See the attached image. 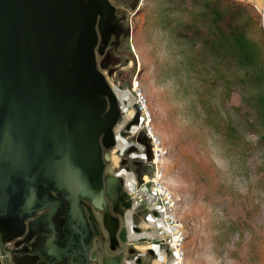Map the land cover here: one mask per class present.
Instances as JSON below:
<instances>
[{
	"label": "rangeland",
	"instance_id": "1",
	"mask_svg": "<svg viewBox=\"0 0 264 264\" xmlns=\"http://www.w3.org/2000/svg\"><path fill=\"white\" fill-rule=\"evenodd\" d=\"M262 8L263 0H141L138 8H128V31L112 50L110 63L99 68L123 113L108 170L123 179L126 190L132 188L131 181L144 183L152 174L146 164L150 141L145 118L136 103L141 91L151 115L149 125L164 148L158 164L164 183L178 200L176 216L186 235L187 264H264V129L253 107V97L264 94V79L254 76L264 74ZM207 10L228 12L223 22L230 27L249 16L259 22H251L247 31L260 55L256 72L202 43L207 37L202 14ZM133 210L126 216L127 244L112 251L105 238L96 240L94 264L126 253L130 246L134 254H127V260L146 245L150 248L139 260L155 255L151 248L168 250L157 244L156 222L147 217L155 213L145 204ZM150 223L152 233L149 227V233L130 240L132 230L137 233ZM166 260L175 264L170 251Z\"/></svg>",
	"mask_w": 264,
	"mask_h": 264
},
{
	"label": "water",
	"instance_id": "2",
	"mask_svg": "<svg viewBox=\"0 0 264 264\" xmlns=\"http://www.w3.org/2000/svg\"><path fill=\"white\" fill-rule=\"evenodd\" d=\"M112 16L107 0H0V210L9 193L7 220L25 187L36 199L42 183L97 204L123 115L95 51L107 45ZM75 248V264L92 263L89 248Z\"/></svg>",
	"mask_w": 264,
	"mask_h": 264
},
{
	"label": "flooded vegetation",
	"instance_id": "3",
	"mask_svg": "<svg viewBox=\"0 0 264 264\" xmlns=\"http://www.w3.org/2000/svg\"><path fill=\"white\" fill-rule=\"evenodd\" d=\"M107 1L113 7L111 21L114 27L101 53L97 51L98 46L95 49L96 57L97 54L101 56V62L97 61L98 68L110 63L112 50L121 36L128 31L124 27L128 8H138L141 0ZM115 146L116 144L107 151L108 160H105L103 175L118 179L106 180L103 176L97 204L89 197L71 198L66 192L57 193L51 186L42 183L36 199L27 196L29 191L30 195L34 192L31 187H25L26 192L20 196L19 201L17 200L13 213L15 218L11 221L7 220L10 194H1L4 197L0 210V264H75L74 254L78 251L76 245L80 250L82 247L89 248L88 256L93 263L98 259L97 251L93 249L96 240L103 241L105 238L110 250L112 240L118 243L115 250L120 244H127L126 216L132 209V200L124 187L123 179L108 170L111 166V151ZM146 164L149 165L148 161ZM129 199L131 206L127 207ZM55 205L57 207L54 209ZM106 220L114 229L112 236L104 225ZM126 249V253L113 255V264H121L124 255L134 254L133 246ZM108 259L109 256L104 257L103 264H110Z\"/></svg>",
	"mask_w": 264,
	"mask_h": 264
},
{
	"label": "built area",
	"instance_id": "4",
	"mask_svg": "<svg viewBox=\"0 0 264 264\" xmlns=\"http://www.w3.org/2000/svg\"><path fill=\"white\" fill-rule=\"evenodd\" d=\"M260 16L264 19V0ZM136 103L139 104V110L145 118V134L148 136L151 144V160L148 164L152 167V174L145 179L144 183L136 179V183H134L130 190L127 189V191L131 197L132 206L138 208L139 205L145 204L149 210H152L156 214L152 215L149 213L147 217L154 219L156 222L155 239L157 244L167 246L168 250H160L161 253H158L154 248H151L154 253L166 258L167 251H170L175 264H187L184 248L186 235L182 223L176 216L178 200L166 187L163 171L158 165L162 160L164 148L160 139L149 125L151 115L147 109L146 98L141 91H137L136 93ZM146 183H149V187L145 185ZM139 255H142V252L134 255L133 259H137ZM167 262L168 260H165V264Z\"/></svg>",
	"mask_w": 264,
	"mask_h": 264
},
{
	"label": "trees",
	"instance_id": "5",
	"mask_svg": "<svg viewBox=\"0 0 264 264\" xmlns=\"http://www.w3.org/2000/svg\"><path fill=\"white\" fill-rule=\"evenodd\" d=\"M233 3L239 6V3L235 1ZM227 13L223 10H207L202 14L204 15L205 21L203 33L207 37L201 41L204 45L208 46L213 53L235 60V62L245 68L246 71L254 69L256 72L260 67V55L256 50L255 42L247 36V31L251 27V22L255 26H259V22L256 20L254 21L253 18L249 16L247 17V21L243 23L237 22L230 27L223 22ZM233 19V21L236 22L239 18L234 15ZM233 21L231 22L232 24H234ZM263 42L264 39L262 43ZM254 76L259 81H263L264 79V74H255ZM253 107L257 109V113L260 117L258 123H261L264 129V94H257L253 97Z\"/></svg>",
	"mask_w": 264,
	"mask_h": 264
},
{
	"label": "crops",
	"instance_id": "6",
	"mask_svg": "<svg viewBox=\"0 0 264 264\" xmlns=\"http://www.w3.org/2000/svg\"><path fill=\"white\" fill-rule=\"evenodd\" d=\"M132 181L129 183V187H131L132 186ZM128 188V187H127ZM149 227L148 226H145L144 228H141L140 229V231H138L137 233H134V230H132L131 231V233H132V235L130 236V240H132V241H135V240H137L139 237H142V236H138V235H140V233L142 234L143 232H146V233H149L148 231H149V229H148ZM150 233H152V230L150 231ZM146 247H147V245L146 246H142L141 247V249L140 248H138L139 250H140V252H142V254H144V252H145V250H146ZM144 250V251H143ZM147 255H144V256H142L141 257V260H139L138 258L137 259H129V260H127V257H126V255L124 256V261H125V264H165V260H166V258L165 257H163V256H161V255H157V254H155V255H152V254H150V256L149 257H146ZM113 257V256H112ZM112 257H110L109 256V260H111L112 261ZM96 262V260L92 263V264H94ZM107 264H109V263H107ZM110 264H113L112 262H110ZM116 264V263H115Z\"/></svg>",
	"mask_w": 264,
	"mask_h": 264
},
{
	"label": "bare ground",
	"instance_id": "7",
	"mask_svg": "<svg viewBox=\"0 0 264 264\" xmlns=\"http://www.w3.org/2000/svg\"><path fill=\"white\" fill-rule=\"evenodd\" d=\"M131 187H133V184H132ZM134 208H135V206H132V209H134ZM150 220L154 221V219H150ZM152 221H151V222H152ZM153 225H154V224H152V223H150V224L148 225V227H152V228H151L152 231H153V229H154V228H153ZM146 248H150V247L147 246Z\"/></svg>",
	"mask_w": 264,
	"mask_h": 264
}]
</instances>
